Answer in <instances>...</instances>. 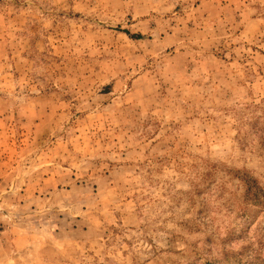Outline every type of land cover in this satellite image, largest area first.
Listing matches in <instances>:
<instances>
[{
    "label": "rangeland",
    "instance_id": "obj_1",
    "mask_svg": "<svg viewBox=\"0 0 264 264\" xmlns=\"http://www.w3.org/2000/svg\"><path fill=\"white\" fill-rule=\"evenodd\" d=\"M0 264H264V0H0Z\"/></svg>",
    "mask_w": 264,
    "mask_h": 264
},
{
    "label": "trees",
    "instance_id": "obj_2",
    "mask_svg": "<svg viewBox=\"0 0 264 264\" xmlns=\"http://www.w3.org/2000/svg\"><path fill=\"white\" fill-rule=\"evenodd\" d=\"M132 38L139 40V39H141L142 37H141L140 35H138V36H135V37L132 36Z\"/></svg>",
    "mask_w": 264,
    "mask_h": 264
}]
</instances>
